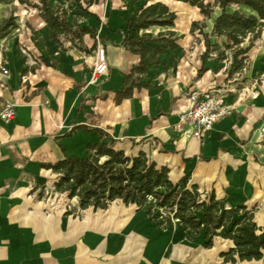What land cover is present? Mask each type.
I'll return each mask as SVG.
<instances>
[{
    "label": "crops",
    "instance_id": "0c3cea01",
    "mask_svg": "<svg viewBox=\"0 0 264 264\" xmlns=\"http://www.w3.org/2000/svg\"><path fill=\"white\" fill-rule=\"evenodd\" d=\"M157 1L175 15L170 3L198 9L178 0H99L88 6L91 15L84 23L95 32L82 38L83 46L91 49L88 53L51 42L41 16L36 29L41 39L36 48L39 58L25 57L10 44L0 53L8 68V75L0 73V103L9 100L16 105L14 119L0 125V264H258L261 260L226 262L220 253L234 246L231 239L216 236L205 248L194 238L187 240L177 222L154 235L160 228L146 216L149 203L138 209L114 200L105 209H80L77 198L54 190L56 174L42 166L64 154L84 156L86 144L105 133L125 153L143 151L158 166H166L171 181L189 174L190 184L213 190L226 206L244 204L255 223L264 226V220L257 223L253 210L264 209V163L256 159L257 154L264 155V133L258 128L264 117V90L256 98L226 94L229 113L201 141L176 126L179 113L188 106L189 91L218 85L223 76L222 60L211 55L202 60L205 46L197 29L190 31L193 21L187 34L176 28L177 17L173 26L139 30L152 35L174 31L178 46L166 49L159 65L139 75L149 82L148 88H134L116 101V91L139 61L138 54L122 45L124 35H130L127 20ZM99 46L107 70L94 76ZM42 57L53 65H46ZM66 203L77 211H68ZM177 238L185 242L178 243Z\"/></svg>",
    "mask_w": 264,
    "mask_h": 264
},
{
    "label": "trees",
    "instance_id": "16d2710c",
    "mask_svg": "<svg viewBox=\"0 0 264 264\" xmlns=\"http://www.w3.org/2000/svg\"><path fill=\"white\" fill-rule=\"evenodd\" d=\"M0 1L9 3L12 0ZM70 1L81 7L82 2L89 6L99 0ZM178 1L196 6L205 17H210L214 7L219 9L209 32L199 28L197 21L191 24L190 31L197 29L203 38L205 49L202 60L211 54L218 60L227 58L224 50L220 49L219 38L225 46L228 42L237 46L232 53L233 60L244 55L264 26V0H213L212 3L206 0ZM38 8L39 15L48 26L51 42L61 44L59 37L66 36L71 43L77 44L80 51L88 53L91 50L81 44L85 34L94 36V29L86 25L74 26L66 20L65 11L51 8L47 0H40ZM175 17L173 11L157 1L141 7L136 15L127 20L130 35H124L122 45L138 54L139 61L125 76L123 88L116 91V101L129 96L134 88H148L149 82L143 81L139 75L145 73L148 67L159 65L160 55L166 49L178 46L174 31H160L152 35L148 32L137 34L139 30L152 25L173 26ZM9 25H12V21L7 19L0 27ZM246 37L249 43L239 47L238 44ZM42 61L46 65H53L45 57H42ZM98 135L96 142L86 144L84 156L64 154L54 163L42 164L56 174V192L65 193L70 199L77 198L80 209H105L114 200L135 205L138 209L149 203L146 216L162 230H170L177 222L187 240L201 236L205 248L212 246L216 236L231 239L234 246L220 253L226 262L262 258L264 226L255 223L252 211L247 210L244 204L226 206L224 198H217L213 190L206 192L197 184H190L189 174L173 182L168 175L169 169L158 166L143 151L127 154L115 146L113 138L105 133Z\"/></svg>",
    "mask_w": 264,
    "mask_h": 264
},
{
    "label": "rangeland",
    "instance_id": "374dc122",
    "mask_svg": "<svg viewBox=\"0 0 264 264\" xmlns=\"http://www.w3.org/2000/svg\"><path fill=\"white\" fill-rule=\"evenodd\" d=\"M206 1L213 2V0ZM47 3L53 9L65 11L66 20L74 24V26L85 25V20L90 16V14H88V6L84 2L81 3V7L70 0H47ZM39 5L40 0H23V2L13 0L9 3L0 1V25L7 19L12 21V25L4 26L2 28L0 27V53L3 54L7 46L11 45L25 57H32V54H34L39 58L36 52V48H38L41 41L40 36H38L36 32V29H38L37 22L40 19ZM170 6L171 8L174 7L177 13L176 28L184 31L186 34L188 33L187 26L192 21H197L199 28L203 29V31L209 32L213 17L219 10L217 7H214L210 17H205L198 11V9L193 7L186 6V8L183 9L181 4L171 3ZM241 9L242 11H245V8L241 7ZM195 33L198 34V31L196 30ZM137 34H139V32ZM69 35L70 34H68V37ZM248 37H250V35ZM248 37L243 39L238 46L245 47L249 43ZM59 39L61 41V44H58L59 48L78 49L77 44L75 45L74 43H71L66 36H60ZM217 41L219 42L220 49L224 50L227 58L221 61L222 66L219 67V70L221 68L223 76L220 84L216 86L227 88L228 90L226 94H234L241 99L248 97L256 98L258 91L260 89L264 90V26L261 28L260 36L254 40L251 48L244 55H240L234 60L232 59V53L237 46L231 45L229 42L227 43V46H225L221 44V38L217 39ZM75 42H77V40H75ZM81 45H83V42ZM83 54L84 53H82V55ZM213 56L215 55L211 54V57ZM261 127V131L264 133V117L258 125V128ZM256 159L258 162L262 164L264 163V155L257 154ZM46 194V196L49 197L50 190H47ZM51 198L54 199V196L52 195ZM262 203L264 204V200ZM65 207L68 211H77L76 207L71 203H69V205L66 203ZM132 209L133 208H127L129 211H132ZM253 210L257 212L255 216L257 223L262 224L263 222H261V220H264V209L261 211H258V209ZM145 219H147L146 216ZM160 231L164 230L154 229L153 234L156 235ZM176 240L178 243L185 242L184 238H177ZM193 241L200 246L203 242L201 236L195 237ZM258 264H264V253Z\"/></svg>",
    "mask_w": 264,
    "mask_h": 264
},
{
    "label": "built area",
    "instance_id": "2783aa9c",
    "mask_svg": "<svg viewBox=\"0 0 264 264\" xmlns=\"http://www.w3.org/2000/svg\"><path fill=\"white\" fill-rule=\"evenodd\" d=\"M107 70V61L102 46L95 50V64L93 75H100ZM0 73L8 75V68L0 59ZM3 86L0 82V87ZM225 87L209 86L205 89L191 90L188 93V106L178 115L177 127L198 140H203L212 129L213 125L230 111V106L225 102L227 92ZM16 115L14 102L4 100L0 103V125L9 123Z\"/></svg>",
    "mask_w": 264,
    "mask_h": 264
}]
</instances>
